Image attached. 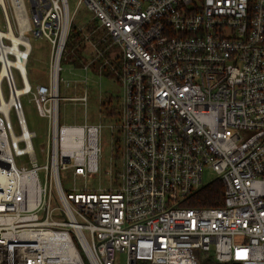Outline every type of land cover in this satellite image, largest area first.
<instances>
[{
	"label": "built area",
	"instance_id": "2783aa9c",
	"mask_svg": "<svg viewBox=\"0 0 264 264\" xmlns=\"http://www.w3.org/2000/svg\"><path fill=\"white\" fill-rule=\"evenodd\" d=\"M81 6L110 43L77 27L90 55L78 69L112 68L120 88L110 120L120 168L105 170L116 185L94 190L84 182L99 175L102 125L58 120L62 100L86 105L85 93L59 95ZM0 13L16 39L4 37L7 100L14 71L22 84L0 114V264H116L118 254L124 264H264V0H0ZM30 36L50 47L46 86L26 83ZM28 93L48 128L40 166ZM205 169L223 186L221 205L182 207Z\"/></svg>",
	"mask_w": 264,
	"mask_h": 264
},
{
	"label": "rangeland",
	"instance_id": "374dc122",
	"mask_svg": "<svg viewBox=\"0 0 264 264\" xmlns=\"http://www.w3.org/2000/svg\"><path fill=\"white\" fill-rule=\"evenodd\" d=\"M92 15L85 6H81L76 15L75 23L73 24L76 30L77 27H84L85 31L90 35V40L95 42L98 38L103 37V32L96 27V24L91 20ZM0 28L4 30L2 26V17L0 13ZM31 54L28 59L26 66L27 81L28 84L34 88L36 85L48 84V62H49V51L50 47L45 39H34L29 37ZM107 41V42H106ZM106 43H110L109 39L106 38ZM84 53L88 54V47L84 45ZM112 55L118 54V47H112L110 49ZM89 56V55H88ZM11 59V57H9ZM84 61L83 63H85ZM112 63L116 67L118 60H112ZM62 71L60 72V85L59 95L61 98H74L81 97L86 94V105L85 108L78 104L77 101L62 100L59 103L58 120L60 125H82L87 124H101L102 128L99 133V158H98V169L99 175L93 178H87L84 182L85 186L89 189H97L108 186L109 183L114 186L116 185L105 175V170H110L114 174L120 168L119 157L116 158L115 152V136L117 135L116 130L110 129L112 121L101 120L99 115V108L102 103L108 99L112 104L117 103V97L120 94L119 84L117 83L116 72L112 68H106L103 70L102 75L94 73L92 68L84 72L72 66L71 60H63ZM81 67V66H80ZM15 74L16 88H21L22 84L17 75ZM2 79V78H1ZM65 83H68L65 86ZM2 93L5 99L9 89L5 84H2ZM20 102L22 105L23 114L25 117L26 125L30 131H34L36 137L33 138L32 144L34 148V154L37 164L40 166L44 163L42 148L45 147L46 136H47V123L46 120L38 116L35 105L32 101V95L30 93L23 94L20 96ZM12 129L15 135L19 134V128L16 123L14 113L11 111L9 115ZM24 159V156L21 157ZM17 160V159H16ZM40 182L43 179V171L38 172ZM217 175L210 169H205L203 174V181L208 183L213 181ZM61 183L64 189L72 186V181L66 173H60ZM77 186H80V182H76ZM125 256L118 254L116 256V264H124Z\"/></svg>",
	"mask_w": 264,
	"mask_h": 264
},
{
	"label": "trees",
	"instance_id": "16d2710c",
	"mask_svg": "<svg viewBox=\"0 0 264 264\" xmlns=\"http://www.w3.org/2000/svg\"><path fill=\"white\" fill-rule=\"evenodd\" d=\"M94 22V21H93ZM95 23V22H94ZM103 38H98L97 46L103 48L104 42ZM107 42V41H106ZM84 45L82 44L81 33L77 31L74 27L71 28V34L66 44L67 54L66 60L70 59L72 66L79 68L81 63L87 60L88 54L86 55L84 51ZM110 50L105 52V56L108 57ZM90 56V55H89ZM105 70V69H104ZM102 110L105 115V120H112L117 114V103L114 105L108 99L106 102L102 103ZM116 158L118 159V144L115 143ZM223 199V186L218 179H214L208 183H205L199 190L194 192L190 197H188L184 202L181 203L182 207H197V208H214L219 207ZM211 264V263H203Z\"/></svg>",
	"mask_w": 264,
	"mask_h": 264
},
{
	"label": "bare ground",
	"instance_id": "6f19581e",
	"mask_svg": "<svg viewBox=\"0 0 264 264\" xmlns=\"http://www.w3.org/2000/svg\"><path fill=\"white\" fill-rule=\"evenodd\" d=\"M5 36L11 37L14 42L16 41V39L12 35L11 31L9 33H6L0 30V40L2 42L0 46V61H2V66L0 68V114H2L5 117H8L9 108L16 101V98L18 97V95L21 94V89H18V88L16 90L12 89V91L9 94L8 100L4 98L3 93H2V89H1L2 79L1 78L8 76L10 74V69H9L10 61L7 59V56H6L7 49L3 46L5 45L4 43ZM16 66L19 67V70L23 74V77H24V68L22 67V64L18 63ZM26 83H27V80H26Z\"/></svg>",
	"mask_w": 264,
	"mask_h": 264
},
{
	"label": "flooded vegetation",
	"instance_id": "af4514ba",
	"mask_svg": "<svg viewBox=\"0 0 264 264\" xmlns=\"http://www.w3.org/2000/svg\"><path fill=\"white\" fill-rule=\"evenodd\" d=\"M117 100V99H116Z\"/></svg>",
	"mask_w": 264,
	"mask_h": 264
}]
</instances>
